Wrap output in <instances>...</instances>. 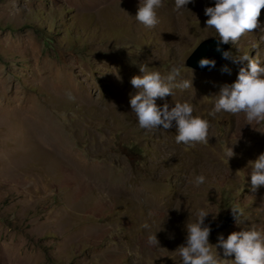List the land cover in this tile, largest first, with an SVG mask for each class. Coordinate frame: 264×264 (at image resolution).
<instances>
[{"label": "rangeland", "instance_id": "374dc122", "mask_svg": "<svg viewBox=\"0 0 264 264\" xmlns=\"http://www.w3.org/2000/svg\"><path fill=\"white\" fill-rule=\"evenodd\" d=\"M142 3L0 0V264H182L178 247L200 210L210 212L204 224L220 264H233L218 237L264 230V186L253 191L250 178L264 153V122L209 115L247 62L185 63L201 40L218 37L204 12L215 0L181 9L163 0L151 29L135 18ZM259 21L228 51L264 66V9ZM140 67L163 77L179 67L176 83L192 78L193 89L156 103L192 104L210 123L207 143L177 144L175 122L139 127L130 81ZM230 147L236 155L227 160ZM235 206L244 223L220 229L218 214ZM154 233L158 246L148 243Z\"/></svg>", "mask_w": 264, "mask_h": 264}, {"label": "clouds", "instance_id": "9594fccd", "mask_svg": "<svg viewBox=\"0 0 264 264\" xmlns=\"http://www.w3.org/2000/svg\"><path fill=\"white\" fill-rule=\"evenodd\" d=\"M175 8H186L193 0H174ZM163 7V0H143L139 4L135 18L145 28H154L159 19L157 9ZM264 9V0H215V5L204 9L206 27L214 29L219 37L217 51H221L220 44H236L241 37L261 27L259 17ZM256 43L252 49L258 48ZM224 59H230L233 63L246 66L239 69L237 79L231 84L221 87L214 108L209 112L214 116L220 112L233 115L245 113L246 120L250 124L264 122V66L259 57L243 54L234 58L229 51H223ZM200 67H214L215 60L201 58ZM222 71H230L225 66ZM141 75L131 78L132 86L138 91L131 95L130 106L136 114L138 125L141 129L154 131L159 128L168 130L173 127L177 135V144L195 145L207 143L209 138L210 123L207 119L193 115L194 108L190 103H175L169 108L165 103L162 107L156 103L157 98L163 99L172 95L173 89L186 90L192 88V78L176 83V78L181 75L179 67H173L167 77H163L157 71H146L140 67ZM69 99L74 97L69 93ZM236 143V142H235ZM234 143V144H235ZM236 155L233 148L226 152L227 160ZM251 186L255 191L264 186V153L251 161ZM203 174L195 177L193 183L199 186L205 182ZM178 209V208H177ZM236 224H243L241 219L244 213L239 206L231 208ZM209 211L200 210L195 222L186 225V244L178 247V254L182 258V264H220L219 255L213 252V246L209 243L210 227L204 224ZM143 227L147 228L145 224ZM148 243L158 246V239L154 234L148 237ZM218 246L223 249V256L234 255L233 264H264V230L256 228L233 231L225 239L218 237ZM227 260V259H225Z\"/></svg>", "mask_w": 264, "mask_h": 264}, {"label": "water", "instance_id": "95a60500", "mask_svg": "<svg viewBox=\"0 0 264 264\" xmlns=\"http://www.w3.org/2000/svg\"><path fill=\"white\" fill-rule=\"evenodd\" d=\"M218 37H208L201 40L190 55L187 57L185 63L188 67L198 70H214L218 68L223 60L222 52L228 51L229 44H220L221 51H217ZM201 58H208L215 60L214 67H200L199 61ZM217 220L221 222L220 229L228 227L234 222L232 210L222 211L218 214Z\"/></svg>", "mask_w": 264, "mask_h": 264}, {"label": "bare ground", "instance_id": "6f19581e", "mask_svg": "<svg viewBox=\"0 0 264 264\" xmlns=\"http://www.w3.org/2000/svg\"><path fill=\"white\" fill-rule=\"evenodd\" d=\"M118 93H119V92H118ZM122 93H123V92H121V94H122ZM118 95H119V94H118ZM117 98H119L118 100H123L124 102H126V101H125V97H123V96H122L121 98H120V97H117ZM122 104H123V103H122Z\"/></svg>", "mask_w": 264, "mask_h": 264}]
</instances>
